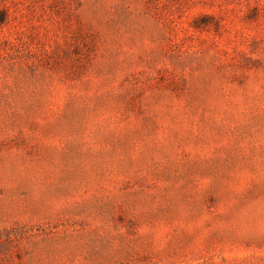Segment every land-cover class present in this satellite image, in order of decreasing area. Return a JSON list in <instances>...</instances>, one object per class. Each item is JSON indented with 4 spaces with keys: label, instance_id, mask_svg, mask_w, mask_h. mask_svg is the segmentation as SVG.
I'll list each match as a JSON object with an SVG mask.
<instances>
[{
    "label": "rangeland",
    "instance_id": "374dc122",
    "mask_svg": "<svg viewBox=\"0 0 264 264\" xmlns=\"http://www.w3.org/2000/svg\"><path fill=\"white\" fill-rule=\"evenodd\" d=\"M0 264H264V0H0Z\"/></svg>",
    "mask_w": 264,
    "mask_h": 264
}]
</instances>
